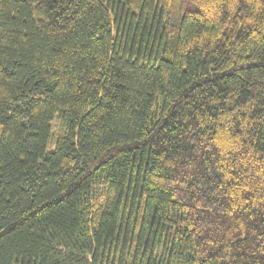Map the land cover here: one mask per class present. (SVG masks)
Here are the masks:
<instances>
[{
    "label": "trees",
    "instance_id": "trees-1",
    "mask_svg": "<svg viewBox=\"0 0 264 264\" xmlns=\"http://www.w3.org/2000/svg\"><path fill=\"white\" fill-rule=\"evenodd\" d=\"M0 264H264V0H0Z\"/></svg>",
    "mask_w": 264,
    "mask_h": 264
}]
</instances>
